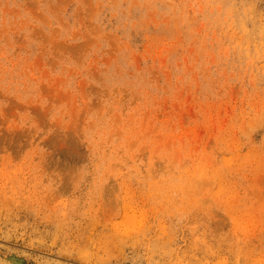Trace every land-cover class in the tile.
<instances>
[{
	"label": "rangeland",
	"instance_id": "rangeland-1",
	"mask_svg": "<svg viewBox=\"0 0 264 264\" xmlns=\"http://www.w3.org/2000/svg\"><path fill=\"white\" fill-rule=\"evenodd\" d=\"M0 264H264V0H0Z\"/></svg>",
	"mask_w": 264,
	"mask_h": 264
}]
</instances>
